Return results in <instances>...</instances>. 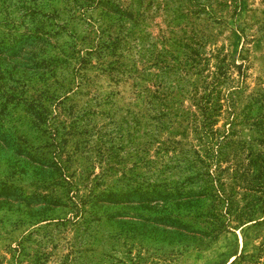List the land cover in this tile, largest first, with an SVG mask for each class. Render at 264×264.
Masks as SVG:
<instances>
[{
  "label": "rangeland",
  "instance_id": "374dc122",
  "mask_svg": "<svg viewBox=\"0 0 264 264\" xmlns=\"http://www.w3.org/2000/svg\"><path fill=\"white\" fill-rule=\"evenodd\" d=\"M0 264H264V0H0Z\"/></svg>",
  "mask_w": 264,
  "mask_h": 264
}]
</instances>
